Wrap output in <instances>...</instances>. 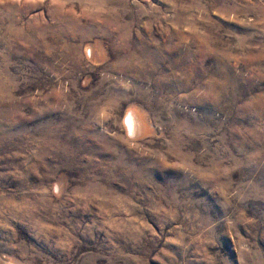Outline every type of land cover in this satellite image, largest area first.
Returning a JSON list of instances; mask_svg holds the SVG:
<instances>
[{"label": "rangeland", "instance_id": "rangeland-1", "mask_svg": "<svg viewBox=\"0 0 264 264\" xmlns=\"http://www.w3.org/2000/svg\"><path fill=\"white\" fill-rule=\"evenodd\" d=\"M0 264H264V0H0Z\"/></svg>", "mask_w": 264, "mask_h": 264}, {"label": "bare ground", "instance_id": "bare-ground-1", "mask_svg": "<svg viewBox=\"0 0 264 264\" xmlns=\"http://www.w3.org/2000/svg\"><path fill=\"white\" fill-rule=\"evenodd\" d=\"M88 52L90 54V56L92 55V50L88 49ZM135 111H129L125 117L124 123L128 129V131L132 134V135H136L138 133V129H139V123L138 120L136 118V115L134 113Z\"/></svg>", "mask_w": 264, "mask_h": 264}]
</instances>
